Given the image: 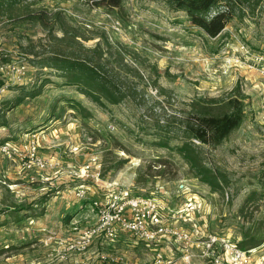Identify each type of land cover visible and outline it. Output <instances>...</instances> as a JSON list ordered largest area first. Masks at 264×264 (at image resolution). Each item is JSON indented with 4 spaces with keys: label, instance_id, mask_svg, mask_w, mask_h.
<instances>
[{
    "label": "rangeland",
    "instance_id": "rangeland-1",
    "mask_svg": "<svg viewBox=\"0 0 264 264\" xmlns=\"http://www.w3.org/2000/svg\"><path fill=\"white\" fill-rule=\"evenodd\" d=\"M97 2L0 0V65L27 66L0 96V264H212L170 233L144 239L116 223L111 234L100 210L119 190L151 196L160 185L170 228L192 229L181 217L187 196L197 201L191 218L203 235L239 242L264 220V76L240 50L264 52V0L238 9L217 37L171 0ZM96 48L103 54L95 58L136 88L119 104L100 106L41 64ZM236 86L246 94L242 125L215 148L197 142L224 177L214 190L177 149L181 133L161 145L159 121L172 114L179 128L194 99L227 97ZM262 256L264 244L254 250Z\"/></svg>",
    "mask_w": 264,
    "mask_h": 264
},
{
    "label": "trees",
    "instance_id": "trees-1",
    "mask_svg": "<svg viewBox=\"0 0 264 264\" xmlns=\"http://www.w3.org/2000/svg\"><path fill=\"white\" fill-rule=\"evenodd\" d=\"M112 8H121L123 0H97ZM262 0H171L177 9L186 12L188 19L195 26L200 27L208 36L217 37L227 27L228 23L237 15L238 9L245 5L258 6ZM214 11V13H212ZM100 48H96L91 56L73 54H53L42 58L43 67H53L63 73L66 84L77 86L100 106L119 104L136 89L132 81L118 77L107 69L108 65L100 62L95 56L102 55ZM141 77V75H140ZM2 79L0 78V84ZM157 83V82H156ZM160 87L159 84H155ZM32 92L31 95H37ZM246 94L236 86L227 97L204 98L193 100L190 113L180 116V127L170 126L172 114L159 121V139L161 145L168 146L172 137H183L177 146L180 154L187 161L197 177L210 185L214 190H222L223 175L209 166L205 155L197 142L210 147L219 146L245 120ZM178 129V130H175ZM127 160L122 159L120 164ZM139 177V182L143 181ZM244 206L241 207V212ZM243 249H252L264 244V220H255L244 232V238L238 242Z\"/></svg>",
    "mask_w": 264,
    "mask_h": 264
},
{
    "label": "built area",
    "instance_id": "built-area-1",
    "mask_svg": "<svg viewBox=\"0 0 264 264\" xmlns=\"http://www.w3.org/2000/svg\"><path fill=\"white\" fill-rule=\"evenodd\" d=\"M240 50L251 64L260 69L264 76V52L253 50L244 43L240 44ZM236 61L239 62V58ZM26 69V64L14 60L3 62L0 65V78L3 81L0 84V96L9 89V78L11 77L13 80L12 76L15 74L17 76L24 75ZM10 145L8 141L6 146ZM34 155L36 154L34 153ZM41 161L39 158V162ZM88 171L89 166L84 168L83 175ZM76 174L79 175L78 172ZM180 189L182 191L190 190L184 184L180 185ZM162 193L168 194V191L163 190L160 185L155 187L151 196H130L128 192L123 194V190H119L106 205L101 206L104 228H108L112 234L113 229L110 226L118 223L123 229L132 231L144 239L155 238L158 233H170L178 241L183 242L186 248L196 246V248L202 249L204 253H207L212 264H264V256L259 259L254 257V250L258 247L243 249L239 246L238 241L229 234L208 233L203 235L200 227L198 228L195 220L193 221L191 218L192 211L197 207V201L189 196H187L188 201L185 203L188 210H183L181 217L192 224V229H179L177 226L170 228L164 222L163 208L159 202V196ZM95 204L100 205L97 201Z\"/></svg>",
    "mask_w": 264,
    "mask_h": 264
}]
</instances>
